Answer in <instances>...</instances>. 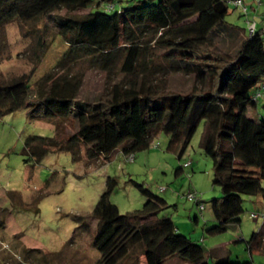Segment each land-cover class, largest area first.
Here are the masks:
<instances>
[{
	"label": "trees",
	"instance_id": "obj_1",
	"mask_svg": "<svg viewBox=\"0 0 264 264\" xmlns=\"http://www.w3.org/2000/svg\"><path fill=\"white\" fill-rule=\"evenodd\" d=\"M229 5L228 0H0V29L14 19L47 16L68 44L67 56L101 58L106 67L123 58L126 73L93 102L79 98L82 79L48 73L33 86L22 74L0 82V115L27 107L33 116L75 120L74 132L59 121V139L49 138L74 159L82 144L92 158H109L117 148L126 154L142 150L161 131L180 157L204 121L199 144L212 160L213 182L222 193L211 200L214 221L206 232H223L240 223L243 194L264 196V117L250 113L259 98L264 109V28L245 36L239 25L226 20ZM61 7L89 11L55 14ZM147 35L166 48L168 70L191 74L199 84L186 92L170 91L167 79H148ZM26 149L36 161L50 150L32 141ZM181 170L179 166L175 173ZM134 182L146 196L142 208L121 212L110 200L117 180L109 177L92 210L98 219L94 242L99 264H123L138 247L147 264H167L172 258L190 264H211L209 258L213 264H253L231 259L221 245L206 250L177 232L170 217L156 216L165 199ZM263 234L264 219L246 241L249 250Z\"/></svg>",
	"mask_w": 264,
	"mask_h": 264
},
{
	"label": "rangeland",
	"instance_id": "obj_2",
	"mask_svg": "<svg viewBox=\"0 0 264 264\" xmlns=\"http://www.w3.org/2000/svg\"><path fill=\"white\" fill-rule=\"evenodd\" d=\"M248 1L251 0H245ZM252 1L253 14L251 10L244 14L229 5L225 16L226 20L239 25L245 36L249 34L247 18H251L250 14L255 16L258 28L264 13V0L260 5ZM88 11L89 8L61 7L54 13L82 15ZM149 35L143 37L148 51V79L153 82L167 79L166 90L170 91L186 92L199 84L191 74L168 70L164 59L166 48ZM67 48L68 44L47 16L5 23L0 29V82L26 74L35 86V82L48 73L67 74L82 79L79 98L93 102L97 94L126 78L121 67L123 58L113 67H106L101 58L67 56ZM254 91L255 88L251 95ZM251 112L264 117L260 98ZM59 121L69 133L77 129L76 121L71 118L33 116L27 107L0 115V264H99L100 252L94 242L98 219L91 213L106 190L109 177L117 180L110 200L121 212L143 207L146 196L134 181L143 183L165 199L166 204L156 216L170 217L177 232L206 250L221 245L222 251L233 260L264 264V234L251 250L246 243L263 223L262 194L242 195L239 224H231L215 234L206 232L214 221L211 200L222 193L220 186L213 182L212 160L199 144L204 121L200 122L180 157L175 148H168L169 135L161 131L147 148L129 154L117 148L109 158L89 157L82 144L77 159L71 151L57 150L55 142L51 141L59 139L56 137ZM29 141L45 144L50 150L36 161L26 149ZM188 161L190 164L185 165ZM179 166L182 170L175 173ZM189 191L197 193V199L204 204L202 209L186 197ZM252 212L256 213L255 217L250 215ZM176 259H168L167 264H190ZM209 260L213 264V259ZM122 263L147 264L140 247Z\"/></svg>",
	"mask_w": 264,
	"mask_h": 264
},
{
	"label": "built area",
	"instance_id": "obj_3",
	"mask_svg": "<svg viewBox=\"0 0 264 264\" xmlns=\"http://www.w3.org/2000/svg\"><path fill=\"white\" fill-rule=\"evenodd\" d=\"M258 5L261 4V0H254ZM228 3L230 5H232L233 7H236L238 8L242 13L244 14H248L249 12V7L247 5V3L245 2V0H228ZM112 5H110L108 8H111ZM247 23H248V30H249V34L248 35H251L255 29H256V20L253 18V19H249L247 18ZM260 95L259 91L256 92L255 96H258ZM133 158V156H132ZM185 165H188L190 164V162H185L184 163ZM186 197L190 200H194V201H198L199 199H197V193L195 191H189L187 194H186ZM204 207V204L203 203H199L198 204V208L199 209H202ZM252 217H255L256 216V213L255 212H252L250 214Z\"/></svg>",
	"mask_w": 264,
	"mask_h": 264
},
{
	"label": "crops",
	"instance_id": "obj_4",
	"mask_svg": "<svg viewBox=\"0 0 264 264\" xmlns=\"http://www.w3.org/2000/svg\"><path fill=\"white\" fill-rule=\"evenodd\" d=\"M253 1L251 0V1H248L247 2V5H248V7H249V12H250V10H251V13L253 14V12L252 11H254V9H253ZM248 12V13H249ZM252 14H250V19H255V16L254 15H252ZM262 16H261V19H262V21H261V26H259L258 28H261V27H263L264 28V13L263 14H261ZM256 25H257V22H256ZM214 246H218V245H214ZM214 246H212V247H214ZM211 248V247H210Z\"/></svg>",
	"mask_w": 264,
	"mask_h": 264
}]
</instances>
